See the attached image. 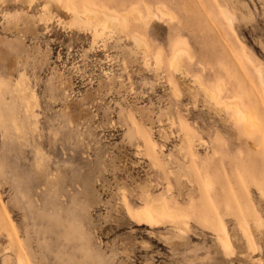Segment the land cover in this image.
Instances as JSON below:
<instances>
[{
    "label": "rangeland",
    "instance_id": "rangeland-1",
    "mask_svg": "<svg viewBox=\"0 0 264 264\" xmlns=\"http://www.w3.org/2000/svg\"><path fill=\"white\" fill-rule=\"evenodd\" d=\"M71 4L120 29L85 30ZM259 70L264 0H0V102L27 120L0 131V264L20 246L28 264H264ZM154 200L159 224L129 217Z\"/></svg>",
    "mask_w": 264,
    "mask_h": 264
},
{
    "label": "bare ground",
    "instance_id": "bare-ground-1",
    "mask_svg": "<svg viewBox=\"0 0 264 264\" xmlns=\"http://www.w3.org/2000/svg\"><path fill=\"white\" fill-rule=\"evenodd\" d=\"M71 5H72L71 11H72L73 15L76 16L79 24L85 30H94L96 34L102 35V34H105L107 32H111V31L113 32L114 30L118 29V27H119L118 26L119 25V19L116 15H114L112 13H105V12L98 10L97 8H90L87 6L83 7L82 11H80V10H78L77 7H75V5H73V4H71ZM228 13L229 12H226V11L223 12L226 20L232 26L233 18ZM100 14L103 15L105 18V20L102 23H101V21L100 22L96 21V16H98ZM130 14L136 16L137 19H142L145 23H148L150 20L160 21L161 20L160 18H165L168 16V13L164 12L159 7H157L155 9V11H152L151 8H148V16H146L143 12H141L138 9H134V10L130 11ZM123 19L126 22V17H123ZM119 29H120V27H119ZM132 40L135 43L137 48H140L142 46V42L137 37H133ZM181 53H183V51H179L174 55V59L172 61V64H173L175 69H178L180 67V55H181ZM258 79H259L261 88L264 91V73L262 70L258 71ZM218 90H219V93L222 92L221 86L218 87L217 91ZM203 93L207 95V97L210 99V101H214L216 99V94L214 92H211L208 88H204ZM3 94H9V92L7 91L6 87L3 86L2 83H0V95H3ZM176 94L178 95V92H176ZM26 95H28V94L26 93ZM28 96H30L31 104L33 102L35 104L33 97L31 95H28ZM9 97H10V95H9ZM222 105L224 107H226L227 109L232 110V113H233L235 120L239 121L240 119L242 120V119L246 118L245 112L241 109V107L238 105V103H227V102H225V103H222ZM6 107H8V106H6L5 104L0 102V131H1V136L4 139L11 140L14 137V135L16 134V132H22L25 130V127H26L25 125H26L27 120H25L21 116V114H18L19 113L18 111H14V112L6 111L7 110ZM31 113L33 116L32 120L34 122L36 115L33 112V110L31 111ZM242 123H243L244 127L247 126L244 122H242ZM248 129L249 128H247V130ZM206 183L209 186L208 180H206ZM123 202H124V205L127 204L126 198L124 196H123ZM166 205H168V204L164 201H162L161 203H157V201L154 200L153 203L151 204V208H144V209L137 210L134 212H132L130 209H127V213H128L130 218L136 219V220L141 221V222H145L151 226H155V225L159 224L160 219L162 217L168 215V212L166 211ZM170 218H173V220L174 219H186V217L184 215H179V214L172 215ZM56 222L55 223L57 225H59V221H56ZM48 223H50V221ZM183 225H186V224H183ZM50 226H52V225H50ZM249 234L243 232L246 243L251 248L252 242H251V236ZM218 237H219L218 241H219L223 251L227 254H232L233 253V247H232L231 243L229 242V240H228V238H227V236L223 230H220V234ZM82 241H83V235L80 234V245L83 247ZM26 259L27 258H25V256L23 255V251H22L21 246H20L19 256L16 260V264H28Z\"/></svg>",
    "mask_w": 264,
    "mask_h": 264
},
{
    "label": "crops",
    "instance_id": "crops-1",
    "mask_svg": "<svg viewBox=\"0 0 264 264\" xmlns=\"http://www.w3.org/2000/svg\"><path fill=\"white\" fill-rule=\"evenodd\" d=\"M202 91V90H201ZM203 92V91H202ZM206 95V94H205ZM207 96V95H206ZM209 99V98H208ZM210 100V99H209ZM145 223V222H144ZM145 224H147V223H145ZM147 225H149V224H147ZM151 226V225H150Z\"/></svg>",
    "mask_w": 264,
    "mask_h": 264
}]
</instances>
